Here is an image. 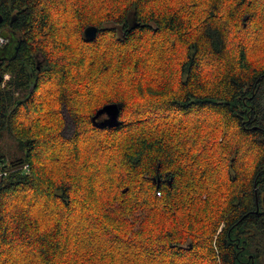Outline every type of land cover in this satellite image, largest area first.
Segmentation results:
<instances>
[{
  "label": "trees",
  "instance_id": "16d2710c",
  "mask_svg": "<svg viewBox=\"0 0 264 264\" xmlns=\"http://www.w3.org/2000/svg\"><path fill=\"white\" fill-rule=\"evenodd\" d=\"M103 1L0 0V264H264V0Z\"/></svg>",
  "mask_w": 264,
  "mask_h": 264
},
{
  "label": "rangeland",
  "instance_id": "374dc122",
  "mask_svg": "<svg viewBox=\"0 0 264 264\" xmlns=\"http://www.w3.org/2000/svg\"><path fill=\"white\" fill-rule=\"evenodd\" d=\"M81 1H83V0H81ZM124 1H126V0H124ZM93 2H94V4L97 6L98 4H101V2H103V3H105V1H103V0H93ZM261 7H263L264 8V3H262L261 4ZM103 14H105V15H107L108 14V12L107 11H104L103 12ZM110 15V14H109ZM109 20H104L103 22H102V26H115L116 27V33L117 34H121V24H118V23H114V22H112L111 20V17H109L108 18ZM128 20H129V24H130V22H131V20H132V15H130L129 16V18H128ZM62 24V23H61ZM60 24V25H61ZM132 24V23H131ZM150 35H147V38L149 37ZM15 34H13V36H12V38H11V42L15 39ZM244 38H245V40H248L249 41V43L250 42H252L254 39H255V34L253 33V35H251V36H246V35H244ZM5 40H6V38H5ZM142 40H145V39H142ZM150 40H151V38H150ZM139 41H141V40H139ZM107 42H108V39H107ZM145 42V41H144ZM144 42H141L140 44H139V47H140V45L141 44H143ZM12 45H13V43H12ZM147 46V48L143 51V52H145L147 49H148V47H149V45H146ZM145 46V47H146ZM10 49V48H9ZM6 54H8V53H6ZM9 77V74H5L4 76H3V78L4 79H6V78H8ZM80 91H81V95L83 96V93H84V91L83 90H81L80 89ZM18 95H20L21 93L19 92V93H17ZM264 100V99H263ZM63 115H64V122H65V125L63 126V130H62V132L64 133V134H67L68 136H70L71 134H72V129H73V126H72V120L70 119V117L65 113V112H63ZM189 117H193V116H189ZM204 117V119L205 118H207V115H206V113H204V114H201V116H200V118L202 119ZM86 133H84L83 135H85ZM58 143L59 144H64V145H66V146H68V142H67V144H65V141L63 140V139H61L60 141H58ZM0 146H1V148H2V150H1V153H2V155L3 154H5V157L10 161V160H13V159H15L16 157H18V156H20V155H22V151L19 149V145H18V142H17V139H15L10 133H6V134H4L3 135V137H2V139H1V141H0ZM87 148H89V147H87ZM48 150V149H47ZM127 187H124L123 188V190L124 189H126ZM158 193H159V191H157ZM203 193H206V192H203ZM178 192H177V196H178ZM207 194V193H206ZM203 199H205V198H207V197H202ZM39 205L41 204V203H38ZM79 218V217H78ZM95 231H97V233L99 234V238H98V242L99 243H107V236L106 235H104L102 232H100L99 230H95ZM188 240V239H187ZM187 240H186V242H187ZM138 251H139V253L142 255V256H145L146 255V248H139L138 249ZM158 251V250H157ZM147 253H149V252H147ZM151 254L150 255H152V256H158V254L156 255V253L154 252V251H152V252H150ZM157 258H159V257H157ZM181 262V259H177V262H176V264L177 263H180Z\"/></svg>",
  "mask_w": 264,
  "mask_h": 264
},
{
  "label": "water",
  "instance_id": "95a60500",
  "mask_svg": "<svg viewBox=\"0 0 264 264\" xmlns=\"http://www.w3.org/2000/svg\"><path fill=\"white\" fill-rule=\"evenodd\" d=\"M97 25L88 24L83 29V37L85 40H92L97 33ZM31 89V88H30ZM121 108L120 102H107L96 109L91 116L94 125L114 126L119 123V111Z\"/></svg>",
  "mask_w": 264,
  "mask_h": 264
},
{
  "label": "built area",
  "instance_id": "2783aa9c",
  "mask_svg": "<svg viewBox=\"0 0 264 264\" xmlns=\"http://www.w3.org/2000/svg\"><path fill=\"white\" fill-rule=\"evenodd\" d=\"M5 41V38L0 36V43H3ZM22 169L24 171H27L28 170V164H24L22 166ZM8 174V165L6 163H2L0 162V177L2 176H6Z\"/></svg>",
  "mask_w": 264,
  "mask_h": 264
},
{
  "label": "flooded vegetation",
  "instance_id": "af4514ba",
  "mask_svg": "<svg viewBox=\"0 0 264 264\" xmlns=\"http://www.w3.org/2000/svg\"><path fill=\"white\" fill-rule=\"evenodd\" d=\"M6 56V55H5Z\"/></svg>",
  "mask_w": 264,
  "mask_h": 264
}]
</instances>
